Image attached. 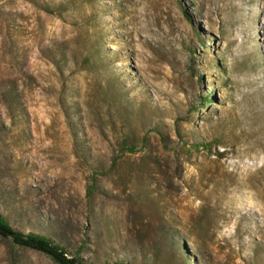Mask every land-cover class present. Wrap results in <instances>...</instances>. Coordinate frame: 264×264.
I'll use <instances>...</instances> for the list:
<instances>
[{"label":"rangeland","instance_id":"374dc122","mask_svg":"<svg viewBox=\"0 0 264 264\" xmlns=\"http://www.w3.org/2000/svg\"><path fill=\"white\" fill-rule=\"evenodd\" d=\"M0 213L89 264H264V0H0Z\"/></svg>","mask_w":264,"mask_h":264},{"label":"trees","instance_id":"16d2710c","mask_svg":"<svg viewBox=\"0 0 264 264\" xmlns=\"http://www.w3.org/2000/svg\"><path fill=\"white\" fill-rule=\"evenodd\" d=\"M202 105H206L210 98L208 95L201 97ZM0 236L10 238L16 245L27 247L47 254L56 264H89L83 259L73 256L66 257V248L53 238L37 232H24L12 226L6 217L0 213ZM101 264H133L125 259L103 260Z\"/></svg>","mask_w":264,"mask_h":264}]
</instances>
